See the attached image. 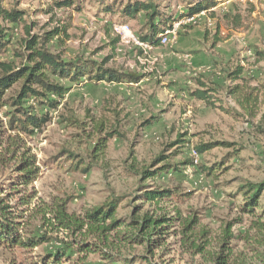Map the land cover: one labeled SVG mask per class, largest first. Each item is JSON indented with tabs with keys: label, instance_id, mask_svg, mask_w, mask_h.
I'll return each instance as SVG.
<instances>
[{
	"label": "rangeland",
	"instance_id": "1",
	"mask_svg": "<svg viewBox=\"0 0 264 264\" xmlns=\"http://www.w3.org/2000/svg\"><path fill=\"white\" fill-rule=\"evenodd\" d=\"M100 1L103 0H76L80 11L62 10L53 15L46 12L51 0L12 2L37 25L34 33L49 31L58 23L69 25V39L55 40L50 45L65 61H94L105 69L139 76L141 81L134 84L93 83L86 79L78 83L61 81L68 91L59 100L57 110L33 99L25 104L34 117L49 114L51 118L42 132L33 135L11 131L9 121L18 114L9 106L1 110L2 197L15 211L28 209L23 205L28 195L35 197L31 211L42 207L43 202L68 199L71 213L117 201L118 218L124 222L137 211L140 217L147 212L168 218L181 213L183 220L197 216L200 224L196 232L208 233L210 246L204 255L195 256L182 248V228L177 223L162 248L153 253H147L145 247L130 248L117 264H126L125 261L147 264L134 262L142 257L151 264H215L219 256L229 257V264H264V230L260 232L254 227L264 220L258 215L243 214V201L236 197L235 188L245 182H264L261 123L264 61L260 62L256 54L264 53V0H217L218 5L209 13L200 15L192 23L183 21L168 44L146 51L121 43L114 28L123 25V19L99 13ZM163 5L168 7L165 10L170 19H177L187 11L184 0H165ZM5 7H9V2ZM227 15H241L242 26L233 29L225 18ZM145 21L142 13L127 25L140 37ZM9 35L14 45L25 38L22 29L10 31ZM217 38L221 41L215 44ZM14 49V46L9 48L1 61L18 65ZM238 67L244 68L245 81L233 84L229 75ZM201 84L214 98L211 104L191 95L202 88ZM236 85L242 88L241 93L253 89L252 94L256 95L258 91L257 104L253 102L250 109L251 106L239 103V99H244L243 94L237 99L227 94L226 88L234 89ZM19 89L20 85L15 86L8 99L15 97ZM248 108L251 114L245 112ZM151 121L154 123L148 125ZM100 124L108 129L117 127L123 138L111 140L107 154L99 156L97 166L84 173L83 169L92 162L91 154L100 137H104L97 132ZM216 143L229 147L197 153L198 165H193L194 151ZM14 144L25 146L26 150L13 152ZM25 151L35 157L40 173L31 185L20 186L18 169L27 158L23 155ZM159 156L168 157L166 163L178 166L179 171H170L169 175L162 174L156 180L141 184L143 171H157L164 165L151 168ZM212 167L216 170L210 175L207 170ZM152 190L172 191V196L161 204H147L143 195ZM40 224L39 217L33 218L25 230L37 231ZM231 226L233 239L226 242L229 246L223 251L225 233ZM174 231L177 236L172 234ZM47 251L50 246L15 251L0 249V264H32ZM89 264L108 263L91 256Z\"/></svg>",
	"mask_w": 264,
	"mask_h": 264
},
{
	"label": "trees",
	"instance_id": "2",
	"mask_svg": "<svg viewBox=\"0 0 264 264\" xmlns=\"http://www.w3.org/2000/svg\"><path fill=\"white\" fill-rule=\"evenodd\" d=\"M15 0H0V111L5 107H12L18 114V117L9 121L10 130L13 132L33 135L35 132H42L51 121L49 114L41 117H34L25 104L28 100L33 99L39 104H45L51 110H57L60 101L64 99L68 89L60 82L70 81L78 83L83 79L93 83L104 81L117 82L119 84L139 83L141 78L136 75L124 74L113 70L105 69L103 65L94 61H65L60 53L51 50L50 45L55 41L69 39V25L58 23L49 31L34 33L37 25L31 22L24 11H21ZM165 0H127L126 3L113 1L107 3L103 0L99 3V13L110 17L120 16L123 19V25L130 21L137 20L142 13L145 15V25L140 33V39L145 44L152 47L161 46V35L166 29H171L175 21L186 20L194 16L209 13L217 5V0H184L186 13L179 18H169L164 7ZM9 2V7L5 3ZM83 2V0H80ZM73 9L80 11L76 0H51L48 15L57 14L62 10ZM28 17V18H27ZM27 18V19H26ZM226 20L233 29H239L242 26V16L227 15ZM13 26V27H11ZM22 29L25 38L13 44L10 31ZM63 38V39H62ZM221 39H215V44ZM14 46V56L19 60V64L5 63L1 57L8 52L9 48ZM261 61H264V53H256ZM244 68L238 67L229 75V81L237 84L243 79ZM20 85L19 93L15 97L8 99L9 92L15 86ZM194 91L191 95L197 100L211 104L213 97L210 91H206L205 85ZM240 86L236 85L234 89L227 87V94L237 99L243 94L244 99H239V103L244 107L255 105L259 101V92L254 95L253 89L241 93ZM242 89V88H241ZM252 95V97H251ZM56 98V99H52ZM44 100V101H43ZM252 106L250 107V109ZM249 108L245 109L251 114ZM250 110V111H249ZM154 123L149 122L148 125ZM262 130L264 132V114L261 118ZM97 132L104 135L100 137L97 147L91 154L92 162L83 169L84 173H89L96 165L99 156H105L108 150V143L117 138H123L117 127H108L100 124ZM18 138V137H16ZM13 140V139H12ZM21 144V142L19 143ZM180 144V143H178ZM229 147L225 143H216L210 146H201L198 153L210 151L216 147ZM13 152L26 150L25 146L12 145ZM25 151L24 157L27 156L20 165L18 171L21 179L18 185L29 186L37 178L40 170L36 167L35 157ZM168 157L159 156L154 162L153 167L157 171L145 170L141 174V184L148 180H156L160 175H169L170 171H179L178 166L166 163ZM216 167L209 168L207 171L210 175L215 173ZM171 182H174L172 180ZM18 185H13L14 188ZM141 188H145L141 186ZM237 196L242 199L241 210L245 215L256 216L264 220V182L252 184L245 182L237 187ZM3 191L0 189V249L15 251L16 249H37L42 246H50V251L43 253L32 264H89L91 256L99 257L100 260L108 264H117L122 261L123 253L130 248L145 247L147 253H153L155 250L162 248L166 243L167 235L173 225L181 226V246L192 255H204L210 246L208 233H197L196 229L200 224L197 216L183 220L181 213L176 217L152 216L147 212L143 217L137 213L126 222L118 218L119 204L112 201L105 206H99L88 209L82 213H71L69 211V200L54 199L51 203H42L33 211L29 208L34 200L33 195H28L23 200V205L28 209L15 211L14 207L3 198ZM172 196V191L152 190L146 191L143 195L147 204H161ZM30 214V215H29ZM29 216V218H27ZM40 218V226L37 231L26 232L25 227L33 218ZM255 228L260 232L264 230V223H256ZM232 226L227 228L222 246L225 251L233 239L231 234ZM173 235L178 233L174 231ZM264 245V240L262 242ZM149 261L146 257L136 259L134 262ZM215 264H229V257L219 256L215 259ZM124 263H130L125 261Z\"/></svg>",
	"mask_w": 264,
	"mask_h": 264
},
{
	"label": "built area",
	"instance_id": "3",
	"mask_svg": "<svg viewBox=\"0 0 264 264\" xmlns=\"http://www.w3.org/2000/svg\"><path fill=\"white\" fill-rule=\"evenodd\" d=\"M244 2L247 1H253V0H242ZM200 16V15H199ZM199 16H194L192 18H188L186 20H180V21H175L173 23V27L171 29H166L165 33L163 35H161V44H168L169 43V39L172 35L176 34V30L177 27L182 24L183 21H185L184 23H192L194 21H196L197 18H199ZM178 24H177V23ZM116 34L118 35V37L120 38L121 43L125 44V45H134L139 47L140 49H142L143 51L149 50L151 49V45L145 44L144 42L141 41L140 37H138L137 35H135L130 26L125 24V25H117L114 28ZM197 151L193 152V165H198V161H197ZM188 174V173H186Z\"/></svg>",
	"mask_w": 264,
	"mask_h": 264
}]
</instances>
